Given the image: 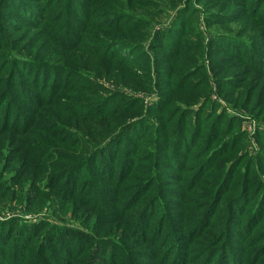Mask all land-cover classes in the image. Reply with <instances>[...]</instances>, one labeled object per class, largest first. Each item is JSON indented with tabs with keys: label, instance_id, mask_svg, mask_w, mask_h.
<instances>
[{
	"label": "rangeland",
	"instance_id": "374dc122",
	"mask_svg": "<svg viewBox=\"0 0 264 264\" xmlns=\"http://www.w3.org/2000/svg\"><path fill=\"white\" fill-rule=\"evenodd\" d=\"M63 1L71 23L67 19L59 21L57 12L48 14L63 3L60 0H0V78H11V72H18L17 76L21 75L14 82L28 87L20 79L33 72L32 65L24 70L26 61L14 64L6 58L18 53V60L36 58L54 65L50 79V72L45 75V69H40L43 75L37 84L44 85L46 79L54 84L61 75L68 80V86L59 88L43 107L26 99L23 107L33 118L29 128L19 134L5 132L3 141L9 145L0 149V179L5 186L0 190V215H25L32 220L33 214H47L50 219L63 220L62 224L95 231L100 236H107L106 228L113 226L114 233L127 240L138 258L144 245L131 237L128 214L111 221L101 217L95 226L97 213L82 205L78 197L64 198L60 191L57 194L44 187L57 182L54 174L65 173L71 164L87 159L92 150L89 138L97 143L105 137L113 138L108 142L110 147L103 149L107 158L112 154L120 157L112 164L117 172L129 174L135 162V170L119 181L115 196L121 198L123 194V204L130 197V202L139 200L129 210L134 214L135 207L165 191L168 212L172 218H179L176 227L187 246L193 248L191 254L202 257L198 262L208 256L210 262L214 251L205 250L201 244L221 229L194 224H204L212 214H224L226 205L224 201L207 215V190L212 192L215 185L217 200L220 196L235 197L236 213L244 207L253 209L257 205L253 198L260 189L261 199L264 197V0ZM1 4L5 8L1 9ZM48 32H59L66 45H56ZM175 32H181L174 38L181 50L177 58L162 46L167 35ZM185 50L190 51L189 56H184ZM58 64L72 72L59 75ZM195 68L200 71L184 78ZM33 75L37 77L39 71ZM194 86L201 88L188 94ZM0 88L10 94L8 100L19 92L15 85L2 84ZM214 89L220 90L221 97ZM98 109L104 111L98 114ZM23 123L24 118L20 125ZM195 125L200 128L199 134ZM134 132L143 137L137 138ZM119 134L125 138L116 139ZM126 141L130 146L137 142L138 148L130 147L122 153ZM24 144L28 148H22ZM10 146L14 147L11 151ZM34 146L50 153L35 157ZM47 163L54 166L47 167ZM178 165L185 166L177 170ZM80 171L88 170L76 167L70 183L76 184ZM258 178L262 180L260 189ZM245 179L248 188L236 186ZM139 180L151 181V189L137 191ZM235 217L237 230H242L246 239L236 238L234 246H241L242 255L236 250L234 255L240 257L233 264H254L255 259L246 255L243 247L250 241L264 243V215L255 222L247 211ZM252 227L255 231L248 235ZM163 253L156 252L158 256ZM228 254L220 252L212 263L229 264ZM104 258L107 256L101 252L95 264H105ZM160 263L154 258L153 264Z\"/></svg>",
	"mask_w": 264,
	"mask_h": 264
},
{
	"label": "trees",
	"instance_id": "16d2710c",
	"mask_svg": "<svg viewBox=\"0 0 264 264\" xmlns=\"http://www.w3.org/2000/svg\"><path fill=\"white\" fill-rule=\"evenodd\" d=\"M60 1L61 3L62 2L63 3L60 6L56 5L58 7L55 10H50L48 14H53L57 12L59 13V21H63L67 19L71 23V18L69 20L67 10L65 7L66 2H64L63 0ZM2 8H5L3 4H1V9ZM43 21L44 18L41 20V23ZM180 33L175 32L170 35H167L165 41L166 44L165 43L162 44V46L168 49V53H173V56L175 58L179 57L181 54L180 47L176 44L178 43V41L174 42V38L176 37V34H180ZM48 34H49L48 37L56 45L57 43L66 45L67 41L66 40L64 41L63 36H58L59 32H48ZM185 51H184L185 53H183L184 56H189L190 51L188 50ZM6 58L8 59V62L12 61L14 64H17L18 62L22 63L23 61H26L24 70H26V67H28L29 65H32L33 72L30 75L27 74L29 75L28 77H22V79H20V81H23L25 84H27L28 87L26 88H23L20 84L18 85L16 82H14L15 80H18V77L21 75L19 74V76H17L18 72H11V76H12L11 78L9 77L10 75L8 77L0 78L1 79L0 87L2 84L7 85V87L8 86L13 87L15 85L19 89V92H17L16 95H14L8 100L7 97L10 96V94H8L7 92L3 93V88H0V116L3 115V117L1 116L0 118V139H2V141L0 142V149L1 146L3 149H7L9 145L7 141H3V139L6 140L5 132L13 130V132L19 134L24 129L29 128V126H31L33 122V118L31 117L29 118L28 113L30 111H28L25 107H23V103L24 102L25 104L27 103L26 99L29 100V103L35 100V102L38 103V107H43L44 105H47L50 102V99L55 96L54 93L59 88H61L62 86L66 88V86H68V80L66 79L67 80L66 81L62 77V75L61 77L57 76L58 79L57 80L55 79L54 84L49 83L50 80L48 79H50L54 74L53 71L55 67H52L54 66L53 64H44L42 62H39V60H36V58L32 60L30 59L18 60L19 59L18 53L15 55L13 54L11 56L7 55ZM253 58H255V56H253ZM258 59L259 58H257L256 60L259 61ZM259 65L262 66L261 62L259 63ZM56 68L57 71L59 70L60 72L58 73L59 75L65 73V71L72 72L71 69L65 67L62 68L61 65ZM40 69L41 70L45 69V75L46 73L50 72V76L48 79H46L47 82H45L44 85L37 84V82L40 80L41 77L40 74L43 75V72L40 73ZM195 70L200 71L197 68L192 69L190 72L184 75V78L191 76L190 74H192ZM36 71H39V75L37 77L33 75V73ZM214 82H215L214 84L218 85L216 80ZM193 88L194 89H188L187 93L193 94L194 92L199 91L201 87L194 86ZM214 90L216 94L219 97H221L220 90L219 89H214ZM211 97L209 95L210 99H212ZM103 111L104 110L102 109L97 110L98 114ZM33 113L34 112H32V114ZM23 118L26 120V123L20 125V121L23 120ZM9 120L12 122H10ZM195 127L198 128L197 130L195 128V130L196 133L199 134L200 128L197 125H195ZM130 132L133 134L132 130ZM143 133L144 130L142 134ZM134 134L135 136H137V138H139L140 135L138 134V132H134ZM240 136L241 135H239V137ZM142 137L143 136L141 135L139 139H141ZM115 138L121 140L125 137H123L122 134H119V137H115ZM112 139L113 138L105 137L101 139L102 141H99L97 143L96 139L93 140L92 138H89L88 143L91 144L90 148L92 147V150L89 152L87 159L85 161L79 160L74 164L68 166L69 168L66 169L63 168L65 166H61L60 164H55V166L58 167V169L59 168L60 170L65 169L64 170L65 173L58 172V174H54V176L57 175V182L53 184L52 181L50 180L51 183L49 185L44 184V187H46L47 189L49 188L50 190H52L57 194L60 191L64 198L78 197L82 205L89 206L90 208L93 209V211L97 213L96 215L97 223L95 222L96 223L95 226L99 224V220L102 221L101 217L105 221H111L120 214H123L124 217L128 214L131 220L128 224L131 237L134 238L136 241L142 242L144 245L143 248H141V251L138 253L139 257L138 258L134 257V253L132 252L130 245L127 243V240L119 235H116L114 233L116 228L113 226H108L106 228L107 234L105 235L107 236H100L96 234L95 231L89 232L80 227H72L66 224H62L64 223L61 222L63 220L60 221L59 219L58 220L53 218L50 219L47 214H44L42 215V217H40L37 216V214L32 213L33 214L32 218H35L32 220L24 218L25 215H13V216L0 215V264H32V263L33 264L34 263L35 264H95L97 259H99L101 252L103 255L105 254L107 256V258H104L105 264H136L135 263L136 261L139 262L138 264H153V260L156 257L160 260L161 262L160 264H164V263L185 264V262H189V261L195 262L196 264H208L210 262L211 264H220L219 262L216 261L215 263H212V261H213V257L218 256L219 253L222 251H224L225 253H229L227 256V262L229 264H233L239 261V259L236 257H240V255H242L241 249H239L241 246L240 247L234 246L236 244L235 241L236 238L238 239L239 236H240L239 239L240 241L245 240L246 238L244 237V232H242V230H237L238 226H236L237 224L235 222L236 221L235 214L239 215L242 213V211L244 212L247 211L249 212L250 217L253 218L254 220L253 222L257 221L259 218H261V216L264 215V197L261 199L262 191L259 188V186H262L261 184L262 180H260L259 178L257 179V185H258L257 189L260 190L258 191V193L255 194V197L253 196L254 197L253 202H256L257 205L254 204L255 206L253 207V209H248L247 207H244V209L239 213L235 212V209L238 208V206L236 205V201L234 203L235 197L224 199L223 196H220L219 200H217L218 197L215 196V189L217 187L214 185L212 187V192L210 190H207L208 194H206L207 200L205 204L208 205V208L207 210H205L206 214L211 215V210L213 208L216 210L217 208L215 207L217 205L222 206L224 201L226 205V212L224 214L221 213L220 216H217L216 213L215 215L212 214V216H208L204 224L199 223V221H197L194 224L197 227L206 226L208 228L221 229L218 234L213 236L211 234L210 238L207 239L206 242L201 244L203 248H205V250L214 251L213 255H211V261L207 262V257H208L207 256L203 261L198 262L199 259H201L202 257H197L194 254L193 256L191 254V249L193 248L190 249V247L187 246L186 244L187 242L185 241V239H183L180 236L178 232L180 230L177 229L176 223L179 218L178 219L172 218V216L168 212V206L164 202L165 191L163 192L159 191L157 196L148 199L145 203H143L141 207L140 206L135 207L133 209L136 210L134 214L133 213L130 214L129 210L132 209L131 207L132 203L137 202L139 200L136 199L133 202H130L131 201V197H130V198H126L127 202L123 204L121 203L123 202V197H124L123 194L120 193L121 198H117L115 196L116 194L115 190L119 181L122 180L125 176L130 175V173L135 170V162H133V164L131 165L129 169L130 172L129 174H120L119 172H117L116 166L113 167L112 164H115L116 160L120 157L116 156L117 154L115 155L112 154L107 158L105 156L106 151L104 150L110 147L108 142ZM126 142L127 144L123 147L122 153H126L130 147L134 149L138 148L137 142L131 143L133 146L128 145L129 144L128 141ZM13 148L14 147L10 146V151ZM22 148L26 149L28 148V146L24 144L22 145ZM33 151L35 157H41V155L44 153L45 154L50 153V152H45L44 149L38 147L33 148ZM4 152L9 153L8 150H5ZM124 163L125 162H123L122 166L124 165ZM46 165L47 167H50L51 165L54 166L53 164L50 163H47ZM184 166L185 165H178L176 166V169L178 170V168H182ZM76 167H82V168L85 167L87 168L88 171L87 172L80 171L75 177L76 184L74 185L73 183H70L69 180L73 176V173H77V172H73V170ZM118 168L119 170H121V167L118 166ZM160 173L164 176L167 175L166 172L165 173L160 172ZM246 179L243 183L238 182L236 186L240 185V187L242 186L243 189L248 188L249 185H247V183L249 181H247ZM142 181L143 180L137 181V183H140L136 187L137 191L143 189L142 192H146L147 190L151 189V187L148 186L149 184L152 183L151 181L148 180L145 182ZM2 182H3V178L0 179V190L5 188ZM219 184L220 181H218L217 185ZM52 187L56 188L57 190L55 189L53 190ZM227 190L229 189H226L225 191ZM27 191L32 192L31 190H27ZM112 194L114 195V198H111ZM242 198H243L242 196L238 197V199H242ZM113 203L114 205H112ZM242 204L244 206L245 204L249 205V203H242ZM205 219L206 217L202 218V222ZM213 219L216 221L215 223H217L218 227L217 225H215L214 222H212ZM155 221H156L155 226H152V223H154ZM148 223L150 224V226H148L146 230L145 226L149 225ZM130 224L133 225L132 227L133 229L131 228ZM141 227H144V230H142V232L140 231ZM253 227L247 232L248 235L254 233L255 228ZM257 233L256 234L258 236L260 232ZM189 234L193 236L195 233H189ZM154 238L155 240H153ZM187 241L189 242V240ZM244 248H245L244 253L246 255H250L251 259H255L254 264L255 263L264 264V243H256V242L251 243L250 241L249 243H247L246 246L243 247V249ZM162 250H164V253L161 256H158L156 252ZM236 250H240L239 256L234 255V253L237 252ZM154 253L156 255H154ZM143 256L144 258L142 259ZM115 257L117 258L114 259ZM32 258H34L33 261L31 260ZM137 259H141V261ZM148 260L150 261V263L148 262Z\"/></svg>",
	"mask_w": 264,
	"mask_h": 264
}]
</instances>
